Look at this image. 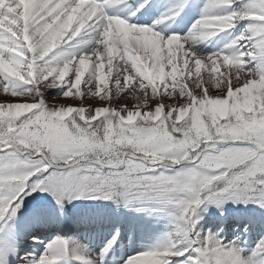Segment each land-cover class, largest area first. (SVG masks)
<instances>
[{"label":"snow or ice","instance_id":"obj_1","mask_svg":"<svg viewBox=\"0 0 264 264\" xmlns=\"http://www.w3.org/2000/svg\"><path fill=\"white\" fill-rule=\"evenodd\" d=\"M76 201L106 203L61 235ZM125 231L112 264H264V0H0V264H108Z\"/></svg>","mask_w":264,"mask_h":264},{"label":"rangeland","instance_id":"obj_2","mask_svg":"<svg viewBox=\"0 0 264 264\" xmlns=\"http://www.w3.org/2000/svg\"><path fill=\"white\" fill-rule=\"evenodd\" d=\"M33 195L36 197V199L33 200L31 197L28 198V201L26 202V207L24 209H22V213H23L25 219H27L28 217H30L32 215L33 209L43 208V207H46L47 205H49L50 203H54L52 201L51 196H49L47 193H34ZM104 203H106V202L78 201V204H79L78 208H74L72 205H70L69 209L71 211L76 210V212H74V213L76 214V217H77V215L80 214L81 212L94 213V212L100 211V209L92 208L91 205L104 204ZM254 208H255V205H252V204L248 205L247 208H245L244 205H231V204L228 205L226 207V213H225L228 219L225 222V226L228 227L232 232L243 231V229L240 227V222L243 219H245L246 216L248 215L249 211L254 209ZM215 211L216 210L214 208L209 209L210 214L214 215ZM120 212H121V215L124 216V222L127 223L130 219L129 214H127L123 209H121ZM71 214L73 215V212ZM67 215H68L67 212H65V221L69 220ZM75 218H72V219L75 220ZM63 224L67 225L68 230L63 229V227L65 226ZM70 225L75 226L74 222H69L68 224L62 223L58 229L59 233L61 235L73 234L75 229L71 230V227H69ZM22 226H23V221H22ZM159 227L162 230L163 224H161ZM37 228L43 229L42 227H39V226ZM21 229H22V227H21ZM38 229L36 230L37 232H42V231H39ZM136 234H139L141 236L140 237H134L132 240H130L129 238H126V237H129V235L124 232L123 233V239L119 244L117 256L114 258L110 257L109 260L113 261L114 259L118 258V255L120 253H131L134 250L133 248L139 249L142 247L143 243H147V237L146 236H142V234L139 231H137ZM94 235H95L96 242L99 243V241L104 237L105 234H103L101 231H96ZM124 235L126 237H124ZM28 238H31V236L26 234V236L25 235L22 236V239L19 241V245H18L19 250L21 247L24 248L23 250H20V252H19L20 256H23L25 251H33V250L40 251V250H42V249H38L34 242H30L29 240H27ZM40 239L43 240L44 236L41 235ZM27 242H29V243H27ZM16 259H18V258H14V261Z\"/></svg>","mask_w":264,"mask_h":264},{"label":"bare ground","instance_id":"obj_3","mask_svg":"<svg viewBox=\"0 0 264 264\" xmlns=\"http://www.w3.org/2000/svg\"><path fill=\"white\" fill-rule=\"evenodd\" d=\"M21 231L23 232V226H22V229H21ZM21 236H23V234H22ZM21 236H20V237H21ZM19 239H20V238H19ZM28 240H31V239H28Z\"/></svg>","mask_w":264,"mask_h":264}]
</instances>
